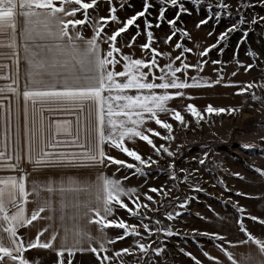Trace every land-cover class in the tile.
<instances>
[{
  "label": "snow or ice",
  "instance_id": "1",
  "mask_svg": "<svg viewBox=\"0 0 264 264\" xmlns=\"http://www.w3.org/2000/svg\"><path fill=\"white\" fill-rule=\"evenodd\" d=\"M192 2L199 6L202 0ZM258 2L264 6V0ZM108 3L110 14L96 16L94 13L98 0H0V109L5 113L0 140V169L10 170L12 173L0 176V264H31L25 253L37 247L52 249L58 257L56 264H72V257L78 251H91L96 254L99 264H105L112 259L107 254V245L125 237L139 239L133 241L134 246L115 251V257L139 253L146 258L144 264H153L149 253L160 256L164 251L162 246H154V242H151L153 234L163 232L166 236L178 235L170 227L160 226V220H155L157 227H150L149 223L144 222L151 218L142 209L158 210L152 209L144 201L159 203L152 194L167 197L170 189L148 186L146 191L141 192L139 186L125 183L129 176L147 177V169L158 163L153 155H142L138 148L130 147L129 144L146 142L156 157L164 154L174 157L175 152L170 146L155 142V138L168 142L176 139L173 123L163 117H170L185 129H188L189 121L180 109L171 107L169 102L174 98H190L185 90L212 87L221 83L224 77L209 80L198 74L189 75L190 69L202 72L208 60L201 59L195 64L188 62L186 54L192 53L193 48L185 46L183 40L185 37L190 39V35L185 29L177 27L180 15L189 13L181 0H156V3L144 0L142 10L123 20L118 17L112 0H108ZM169 5L177 10L175 19L166 21L172 31L163 40L171 50L163 51L154 46L157 37L152 29L159 28L165 21ZM251 6L245 0H239L235 5L238 19L219 33L216 43L203 48L198 55L207 57L232 32L241 31V39H246L248 32L243 28L246 24L264 23V16H253L251 19L246 16L245 10ZM120 7L123 8L124 5L121 4ZM154 7L158 9L156 23L146 15ZM232 7L226 0H218L215 4L212 0H207L206 12L210 15L201 19L196 27L206 24L213 17L218 22L225 14L231 18ZM78 13L82 14V19L76 18ZM138 18H143V29L137 23ZM110 21L118 23V26L109 34L105 28ZM85 25L92 29L90 37L83 33ZM131 26L137 31L130 40L121 44L118 37ZM177 32H180L179 39L170 43ZM141 34L146 36L145 42L140 44L142 56L134 58L132 54L123 52L124 47L132 48ZM208 35L211 36L212 32ZM18 38L23 42L22 45L18 43ZM21 46L25 76L22 92L19 86ZM172 50L179 51L173 56ZM220 51L223 52V48ZM249 55L253 59L258 56L255 52H249ZM159 58H166V62L161 64ZM4 61H11V64ZM211 62L222 63L218 60ZM237 64L245 72L253 68V64L245 65L238 59ZM118 65L121 70H117ZM232 75L235 76L236 72ZM228 84L236 85L238 82L229 81ZM253 87V82L237 87V94ZM21 95L22 117L19 104ZM13 98L17 102L14 134L11 108ZM253 99H256L254 93ZM29 104L32 106L31 114ZM55 111L64 112L75 119H49L46 122L45 113ZM184 111L190 113L196 123L200 124L205 119V113H231L238 109L209 104L201 111L194 104L188 103ZM152 122L164 131L152 127ZM244 147L251 145L245 144ZM111 149L118 150L133 162L113 156ZM200 163L203 164L204 161L200 160ZM26 164L31 166V172L25 167ZM111 166H116L115 172L108 175L105 170ZM168 167L171 169V178L175 180L174 161ZM125 168L133 171L117 177L116 172ZM77 169L94 170V178H78L74 174ZM54 170L63 171L57 175ZM256 171L264 175V169L257 168ZM33 173L37 175L33 176ZM40 174H43V178ZM234 175L240 176V173ZM30 176L33 177L31 180ZM42 193H47V196ZM54 196L59 197V224L53 227L46 240L41 237L48 228L38 231L35 239H26L19 232L20 229L32 225L38 219L55 221ZM30 197L33 199L30 200ZM173 199L179 200L178 197ZM29 203L36 205L30 214L27 209ZM187 203L186 197L179 206L183 208ZM119 210H125L129 217L137 219L139 223H129L119 217ZM238 211L241 218L237 223L246 239L231 241L218 232H205L201 235L221 241L217 247L230 264H264V238H258L245 226L244 208L240 207ZM45 212L49 215L42 216ZM165 215L171 221L179 213L169 211ZM249 218L264 225V219L254 215H249ZM91 224L97 226L94 235L88 228ZM113 227L123 230L122 234L109 237L107 229ZM58 237L59 246L56 245ZM249 243L256 246V251L242 254L239 261L225 247V244L234 247ZM180 251L183 252L184 249ZM185 254L195 264H202L191 252ZM203 256L215 264H224L208 251H203Z\"/></svg>",
  "mask_w": 264,
  "mask_h": 264
},
{
  "label": "rangeland",
  "instance_id": "2",
  "mask_svg": "<svg viewBox=\"0 0 264 264\" xmlns=\"http://www.w3.org/2000/svg\"><path fill=\"white\" fill-rule=\"evenodd\" d=\"M191 1L181 0L188 9H191ZM143 2L144 0H112V6L116 7L118 17L123 20L142 10ZM150 2L156 3V0H150ZM202 2L207 3V0H202ZM212 2L215 4L218 0H212ZM226 2L233 5L231 11L234 17L230 23H225L222 20L217 25L215 19L213 22L197 28V23L201 19H206V14L198 15L193 8L189 10L191 18L188 19L184 28L189 33L190 39L185 37L183 40L185 46L193 48L192 53L186 54L188 62L195 64L201 59L208 60L202 72L197 73L195 69H190V76L198 74L209 80L223 76L224 79L212 87L185 90L190 98L186 96L184 102L178 103L175 98L169 102L171 107L181 110L182 115L189 121V127L185 129L170 117H165L170 123H173L176 139L168 142L155 138V142L157 144L163 142L166 146H170L171 150L175 152V156L170 158L164 154L158 158L151 149L148 155H153V159H157L158 163L147 169L149 175L147 177L129 176L128 179L132 181L133 186H139L141 192L146 191L148 186H164L166 189H170V195L167 197L152 194L159 203L144 201L149 203L152 209H158L157 211L141 210L151 218L144 220L145 223L150 224V227H157L155 220H160L162 221L160 226L170 227L174 233H178L173 236H166L163 232L153 234L151 242H154V246L164 248L160 256L149 253L153 264H162L163 260H168L171 264H178L181 256H184L185 250L217 246L222 243L210 236L201 235V233L226 234L232 227V222L228 220V217L233 215L241 218L240 212L234 208L233 204L236 205L242 201L243 195H237V193H242L245 184L244 174H250L251 178L257 181L258 172L256 169L259 168L261 162H264V23L244 25V30L248 32V36L244 40L241 39V31L230 33L226 40L217 44L215 51L208 54V58L198 55L200 50L216 43L219 33L225 31L232 22L238 19L235 5L239 0H226ZM245 2L252 5L245 10L249 19L253 16H264V6H261L258 0H245ZM121 4L124 5L123 8L120 7ZM94 14L96 16L109 15L108 0H98V7ZM157 14L158 9L154 7L149 9V14L146 15L153 23H156ZM76 18L82 19L83 16L78 13ZM137 23L141 29L144 28L143 18H138ZM165 24V26L152 29L157 37V43L154 46H158L163 51H170L171 49L163 42L164 37L171 32L167 22ZM117 26L118 23L110 21L105 31L110 34ZM180 29L182 28L180 27ZM136 31L137 29L131 26L126 33L118 37V41L123 44L130 40ZM209 32H212L211 36L208 35ZM83 33L85 36H89L93 32L91 27L85 25ZM179 37L178 35L177 38H173L170 43H174ZM145 40L146 36L141 34L137 37L132 48L124 47L122 50L132 54L134 58H139L142 56L140 44ZM221 48H223V52L220 51ZM178 51L172 50L173 56ZM249 52L257 53V58L253 59ZM159 59L161 64L166 62V58ZM237 59L244 62L245 65L253 64V68L245 72L244 68L237 64ZM213 60L222 63L213 64L211 62ZM233 72H236L235 76L232 75ZM229 81L238 82V84L229 85ZM249 82H253L254 87L244 93L237 94V87H243ZM253 93L256 99H253ZM188 103L194 104L201 111L209 104L214 107L236 108L238 111L211 115L205 113V119L197 124L195 118L184 111V107ZM155 128L164 131L157 125ZM245 144H249L251 147L246 148ZM122 159L133 162L124 154ZM200 160H203L204 163L201 164ZM173 161L176 171L175 180L171 178V169L168 167ZM132 171L125 168L120 173L123 176ZM237 172L240 173V176L234 175ZM176 197L179 200L173 199ZM186 197L188 203L181 208L179 205ZM141 199L143 200V197ZM169 211L179 213V215L169 221L165 215ZM118 215L129 223H139L137 219L129 217L125 210H119ZM194 229L196 232H193ZM108 230H113L115 235H121L123 232V230L114 227ZM140 231L143 232V229L140 228ZM135 239H139V237H125L123 240L116 241L115 246H134ZM180 249H184V251L182 252ZM138 258L142 260L140 264H144L146 258L142 256Z\"/></svg>",
  "mask_w": 264,
  "mask_h": 264
},
{
  "label": "crops",
  "instance_id": "3",
  "mask_svg": "<svg viewBox=\"0 0 264 264\" xmlns=\"http://www.w3.org/2000/svg\"><path fill=\"white\" fill-rule=\"evenodd\" d=\"M93 34V33H92ZM91 34L87 37H90ZM18 43L22 45V41L18 38ZM105 48H107V45H104ZM5 63L11 64V61H4ZM20 79H19V86L21 92L23 91V85L25 82V76H24V52L23 47L20 48ZM117 70H121V66H117ZM2 83V82H0ZM177 99V102L180 103V101L184 102V98H175ZM7 103V101H5ZM16 100L13 98L11 101V108H12V132L14 134L15 131V110H16ZM20 108H21V117L23 113V97L21 95L19 100ZM32 106L29 104V113L31 114ZM165 118V117H163ZM49 119H69L74 120V116H70L64 112L55 111L52 113H45V120ZM4 123H5V113L3 109H0V140H2V134L4 129ZM151 126L155 128L154 122L151 123ZM130 147H136L141 152L142 155H148L149 152H151L150 146L146 144V142L137 141L135 145L129 144ZM111 154L119 159L123 158V153L119 152L116 149H111ZM25 167L31 172V166L25 165ZM116 166H111L108 169H106V173L108 175H111L113 172H115ZM259 169H264V162L260 163ZM57 175H59L63 170H54ZM12 174L10 170H4L0 169V176L9 175ZM74 174L80 178V179H88L89 177L94 178V170L89 169H77L74 170ZM37 174L33 173V176ZM41 178H43V174H40ZM116 176L120 177L122 176L120 172H116ZM33 177H29V180H31ZM244 181L245 184L242 189V193H245L246 195H243L242 201L233 204L234 208L238 210L240 207L244 208V223L245 226L258 238H264V225H261L258 221H253L249 218V215H254L259 217L260 219H264V175H261L258 173V179L257 181L253 178H251L250 174H244ZM129 186H133L131 180H127L125 182ZM29 187L31 185L29 184ZM43 196H47V193H42ZM33 199V197H30V200ZM59 197L54 196L53 206L56 208L55 213V221L48 220V219H38L37 221H34L32 225L27 226L25 228H22L19 230L21 234L25 236V238H31L35 239L36 233L40 231L43 228H48V231L44 233V235L41 237L42 240H46L53 230V227L56 224H59V203H58ZM127 201V200H126ZM128 202V201H127ZM36 205L34 203H29L27 205L28 214H30L31 210L35 208ZM68 211H71V209H68ZM49 215L48 212L42 213V216ZM230 218V219H229ZM240 218L238 216H231L228 217V220L232 222V227L227 231L226 234H223L228 240L231 241H237L240 239H246L244 236V233H242L239 230V225L237 221ZM235 225H237L235 227ZM96 225L91 224L88 225L89 230L94 235L96 233ZM109 237H115L116 235L113 233V230H108ZM62 234V230H61ZM56 245L59 246V237L57 238ZM87 247V245H85ZM109 251L108 255L112 257L110 261H106L105 264H121V261H123V264H140L142 262L141 259L138 257H141L139 253H133L132 255L122 254L120 257H115L113 253L115 251H118L124 247H117L114 244L107 245ZM225 247L229 248L230 251H232L236 257V259L239 261L241 259V255L249 252H255L256 246L254 244H246V245H235L234 247L232 245L225 244ZM203 251H208L210 255L218 257L221 261L224 262V264H230V262L227 261V258L223 255V253L220 251L219 247L213 245L208 246L204 248H193L190 250H185L184 256H181L182 258L179 259L178 264H195V262L186 255V252H191L193 255L197 257V259L202 261V264H215L213 261H209L207 257L203 256ZM26 257L30 260L31 264H56V261L58 260V257L56 256V253L52 249H42V248H34L29 249L25 253ZM103 255V253H101ZM128 257V258H127ZM65 261H67V253H65ZM72 264H99V261L97 260L96 254L92 253L91 251H84V252H76L74 256L72 257ZM162 264H171L170 261L163 260Z\"/></svg>",
  "mask_w": 264,
  "mask_h": 264
},
{
  "label": "trees",
  "instance_id": "4",
  "mask_svg": "<svg viewBox=\"0 0 264 264\" xmlns=\"http://www.w3.org/2000/svg\"><path fill=\"white\" fill-rule=\"evenodd\" d=\"M190 6H191V9L193 8V10L195 11V13L196 14H198V15H203V14H206V18H207V16L208 15H210V14H208L207 12H206V9H207V3H204V2H202L201 3V5H199V6H197L196 4H194L192 1L190 2ZM191 9H189V10H191ZM177 9H175L173 6H171V5H169V6H167V10H166V13H165V16H166V19H165V21L163 22V23H161V25L160 26H165L166 24V21H167V19H175V11H176ZM232 17H234V16H231V18H229L227 15H224L223 17H222V19H220V21L219 22H221L222 20H224L225 21V23H230L232 20ZM191 18V13L189 12V13H182L181 15H180V17H179V19L177 20V27L180 29V27L182 28V29H185L184 27L186 26V23H187V21H188V19H190ZM224 18V19H223ZM215 20V18L213 17V18H211V19H208V22L207 23H209V22H213ZM217 21V20H216ZM219 22L217 21L216 23H217V25L219 24ZM213 24V23H212ZM170 28H171V31H172V27L170 26V25H168ZM178 35L180 36V32H177V35L176 36H174L173 38H177L178 37ZM213 51H215V48L214 49H212L211 51H210V53L209 54H211ZM208 58V57H207Z\"/></svg>",
  "mask_w": 264,
  "mask_h": 264
}]
</instances>
